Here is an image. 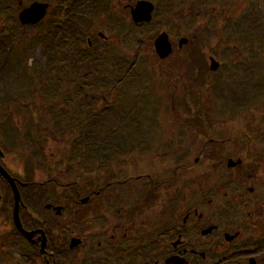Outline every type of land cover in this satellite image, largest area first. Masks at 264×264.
<instances>
[{
  "label": "flooded vegetation",
  "instance_id": "af4514ba",
  "mask_svg": "<svg viewBox=\"0 0 264 264\" xmlns=\"http://www.w3.org/2000/svg\"><path fill=\"white\" fill-rule=\"evenodd\" d=\"M127 1L82 5L75 45L69 0H0V35L12 36L19 73L25 71L20 58L29 56L30 65L39 45L49 61L37 67L39 86L26 88H35L26 104L33 111L36 90L43 89L63 131L61 147L33 149L30 168L22 161L15 174L0 145V165L20 194V226L31 234L16 227L13 189L0 173L1 255L8 245L18 264H264V0H147L154 5L148 22L133 21L134 4ZM33 3L45 5L34 22L36 14L27 13ZM201 8H207L205 30L196 20ZM156 16L153 41L142 48ZM135 28L141 38L133 46ZM162 33L171 49L166 55L155 50ZM172 57L193 79L207 81L202 95L210 113L205 105L197 109L201 120L193 123L200 129L190 142L181 128L151 141L136 131L142 118H106L119 106L142 105L152 107L143 118L156 128L160 120L150 114L161 106L150 99L151 67L168 75ZM138 80L144 82L140 100L117 98ZM215 105H223L224 115L214 116ZM108 138L125 141L124 147H101ZM91 142L98 144L92 151ZM214 173L192 192L197 178Z\"/></svg>",
  "mask_w": 264,
  "mask_h": 264
},
{
  "label": "rangeland",
  "instance_id": "374dc122",
  "mask_svg": "<svg viewBox=\"0 0 264 264\" xmlns=\"http://www.w3.org/2000/svg\"><path fill=\"white\" fill-rule=\"evenodd\" d=\"M91 1L92 0H89L87 5L93 7L98 3H104L105 0H96V4H91ZM135 1L136 0H130V3L134 4ZM114 2V4H118L121 7L128 1L114 0ZM206 16L207 8H201L198 12H196V20L199 24L204 23V30ZM159 20V17L156 16L154 23H152L150 27L145 28L147 32L145 31L143 34L145 36L143 37L144 45L142 46V48L145 47V49H147L148 43H152L153 40L152 38L150 39V32L156 30V28L154 27L158 26L157 24ZM202 20H204V22ZM136 36H139L141 38L139 30L135 28L133 46L137 44V41L135 39ZM206 36L207 33L204 32L202 34V37ZM146 38H149V40L146 41ZM39 48L40 45L38 46V50L32 54L30 65L28 64L29 56L23 59V67L25 71H22V74H20V71H18V73L20 74L18 78L13 79L12 83L8 84L7 90L11 95V100L16 99V101L8 107H6V105H4L0 101V145L1 149H3V151H5L6 154L9 155L7 156V160H5V162L10 170L13 171V174H15V172H21V170H23L21 165L22 161H24V163L26 162L25 165H30L29 158H34L33 149L41 148L42 151H40V154H42L45 152L56 150V148L61 147L63 143V140H58V137L62 136L63 132L61 129L62 122L58 120L55 121V119H53V111L51 110V108L47 109V101L43 89L40 88L39 91L36 90L35 98H33V102H31L33 111L28 106L30 104H26L31 100V97L33 95L32 91H35L34 86H32L28 90H26V88L31 85V82H33V84H36L35 87L39 86V73H37V67L40 66L43 69L45 68L43 67L45 65H47L48 67L50 66L48 63V59H45L43 54H39ZM197 51L201 52V49L197 47ZM9 60L10 67L16 65L17 60L13 56V53H11ZM201 61V57L198 55V58L195 62L200 63ZM166 67H169L166 72L169 73L168 75H163L162 73V71L166 70L165 68L156 69L154 65L151 67L156 75L151 79L154 86L151 87V89L155 90V92H151L150 99L159 100L158 104H160L161 106L157 107V109L150 114L151 116L155 117L158 122L160 120V123L157 124L156 128H152V126L147 121L148 119L143 118L149 115L148 111H150L152 107L144 108L142 105H130L125 107L119 106L114 109L115 113L112 116L106 118L111 117L112 122H119L121 118L127 119V117L129 118V121L132 117L142 118L140 125L136 128V131L141 132L143 137H146L152 141L155 139H159L162 133H174L182 130V132L184 133L183 135H186V138H188L186 139V142H190L189 138L190 135L193 134V130L196 129V131H198L200 129V125L193 123V120H196L198 122L201 120V118L195 116L198 113L197 109L201 110L200 107L202 105L207 106L208 99H206V97L202 95L207 81L205 79H202V76L198 74H196L193 79V76H191L189 71L187 70V66L180 69L173 57L167 61ZM199 67L200 65H198V68ZM196 77L197 80L195 79ZM167 78L169 79L168 81H166ZM140 82L143 85L144 82L141 80L129 82L128 86H124L122 89L123 91L121 90L120 93L117 94V98L128 99L132 101L140 100V94L142 95L144 89V86L140 85ZM175 83H177V86H173ZM31 89L33 90L29 91ZM59 90L61 89L59 88ZM198 92H200L199 95ZM189 93L192 97H189ZM158 94H160V97L158 96ZM222 98L224 99L225 97L222 96ZM185 100H189L191 106L189 104V107H187L185 104H182V101ZM171 101H174L173 107L169 108L168 104L171 103ZM35 102L41 103L40 107L34 106ZM207 108L209 109V115L211 108L208 106ZM46 111L48 113L45 114L44 112ZM106 112L103 113V116L107 115ZM220 114L224 115L223 105H221L220 107L219 105H215L214 116L220 117ZM6 118L12 119L13 122L11 129L13 131L8 134H4L2 132L4 123H9L10 121ZM232 120L233 121L231 122H237V120ZM105 121H109V119H106ZM112 122H109L108 127L112 126ZM222 127L226 129L227 125L222 124ZM179 128H181V130H179ZM221 134L222 133H219V135ZM110 139L111 138L105 140L108 143ZM173 153L175 154V151ZM193 169L201 170V167H195ZM214 175L215 173L213 175L211 174V177H207L205 179L203 177L197 178V181L191 186L192 192H196V189L208 185L206 182L214 180ZM191 190L187 189L186 195H189V192H191ZM10 220L11 219H9V222ZM9 236V233L7 232V241H11ZM10 243H12V241ZM4 249L5 252H3L2 255L0 253L1 257L3 256L4 258V264H18V258L15 255L14 246L8 247V245H5Z\"/></svg>",
  "mask_w": 264,
  "mask_h": 264
},
{
  "label": "trees",
  "instance_id": "16d2710c",
  "mask_svg": "<svg viewBox=\"0 0 264 264\" xmlns=\"http://www.w3.org/2000/svg\"><path fill=\"white\" fill-rule=\"evenodd\" d=\"M89 0H69L68 4L70 5V11L74 13L73 16H71L69 24H70V41L77 45V41L74 39L75 36L79 35V25L81 24V14H78V10L80 7L84 4H87ZM96 0H92L91 4H94ZM92 9L94 8L91 7ZM80 19V20H79ZM75 25V26H74ZM78 33V34H77ZM5 39V40H4ZM7 39V40H6ZM14 42L12 40L11 35H0V98L5 99L6 107L11 106L13 100H11V95L9 94L7 88L8 84L12 83L13 79L18 78V70H17V63L20 64L21 60H17L16 65L10 67V50L14 46ZM20 59H24V57H21ZM6 81V82H5ZM9 121V123L5 122L3 125L4 134L10 133L12 129V119L6 118ZM88 131V130H86ZM114 140V141H113ZM103 142L107 143L106 140H102ZM122 140H119L118 138H111L110 141L107 143V145H102L101 147H109V148H123L125 141H123V145L121 146ZM98 144L95 143H87L86 147L89 148L90 151L93 150ZM26 163V162H25ZM26 169H29V165H25ZM8 202V199L6 200V203ZM10 213V210H9ZM10 216V214H9Z\"/></svg>",
  "mask_w": 264,
  "mask_h": 264
},
{
  "label": "water",
  "instance_id": "95a60500",
  "mask_svg": "<svg viewBox=\"0 0 264 264\" xmlns=\"http://www.w3.org/2000/svg\"><path fill=\"white\" fill-rule=\"evenodd\" d=\"M44 4L41 3H33L27 8V13H31V15H35L36 18H30L29 20H32V22L36 21L44 12ZM154 5L153 3L147 1V0H138L135 5L131 8V15L132 19L135 22H142V21H150L151 20V12L153 11ZM27 15V14H26ZM155 44V50L157 53L161 55H166L170 52V45L167 41L166 34L162 33L158 35L154 41ZM217 64L213 63L211 64V68H216ZM0 173L2 176L5 177V179L10 183L13 189V198H14V208H13V218L15 221L16 227L23 232V234H28L30 236V232H25L20 226V220L18 215V208L20 203V194L17 189V186L15 184L14 178L0 165ZM1 200V195H0ZM44 245L41 246L43 248Z\"/></svg>",
  "mask_w": 264,
  "mask_h": 264
}]
</instances>
